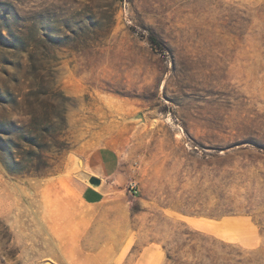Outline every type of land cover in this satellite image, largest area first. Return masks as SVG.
Segmentation results:
<instances>
[{
	"label": "rangeland",
	"instance_id": "1",
	"mask_svg": "<svg viewBox=\"0 0 264 264\" xmlns=\"http://www.w3.org/2000/svg\"><path fill=\"white\" fill-rule=\"evenodd\" d=\"M0 264H264V0H0Z\"/></svg>",
	"mask_w": 264,
	"mask_h": 264
},
{
	"label": "crops",
	"instance_id": "2",
	"mask_svg": "<svg viewBox=\"0 0 264 264\" xmlns=\"http://www.w3.org/2000/svg\"><path fill=\"white\" fill-rule=\"evenodd\" d=\"M114 157H110L106 152L98 150L84 162L85 171L100 178L99 187L94 190L89 186L77 182L76 189L79 200L84 201L85 206H96L101 204L106 197L115 190V165Z\"/></svg>",
	"mask_w": 264,
	"mask_h": 264
},
{
	"label": "water",
	"instance_id": "3",
	"mask_svg": "<svg viewBox=\"0 0 264 264\" xmlns=\"http://www.w3.org/2000/svg\"><path fill=\"white\" fill-rule=\"evenodd\" d=\"M81 181L85 182L87 184V186H89L90 188L96 190L100 183L101 180L100 178L93 176L85 171H80L77 173L76 175Z\"/></svg>",
	"mask_w": 264,
	"mask_h": 264
},
{
	"label": "bare ground",
	"instance_id": "4",
	"mask_svg": "<svg viewBox=\"0 0 264 264\" xmlns=\"http://www.w3.org/2000/svg\"><path fill=\"white\" fill-rule=\"evenodd\" d=\"M184 220L191 223L194 227L198 229H204V225H202L200 222L194 221L192 218L184 217ZM234 221H226L224 222V225L230 226V224H233Z\"/></svg>",
	"mask_w": 264,
	"mask_h": 264
},
{
	"label": "trees",
	"instance_id": "5",
	"mask_svg": "<svg viewBox=\"0 0 264 264\" xmlns=\"http://www.w3.org/2000/svg\"><path fill=\"white\" fill-rule=\"evenodd\" d=\"M149 42L153 45V46H157V47H160V43L158 42V40L153 37V36H150L149 37Z\"/></svg>",
	"mask_w": 264,
	"mask_h": 264
},
{
	"label": "built area",
	"instance_id": "6",
	"mask_svg": "<svg viewBox=\"0 0 264 264\" xmlns=\"http://www.w3.org/2000/svg\"><path fill=\"white\" fill-rule=\"evenodd\" d=\"M130 193L131 195H136L137 194V190L135 189V186L134 185H130Z\"/></svg>",
	"mask_w": 264,
	"mask_h": 264
}]
</instances>
